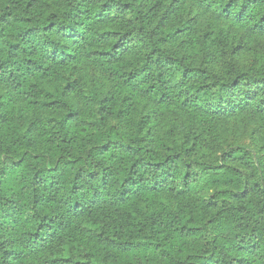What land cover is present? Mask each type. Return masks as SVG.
<instances>
[{
    "label": "trees",
    "instance_id": "1",
    "mask_svg": "<svg viewBox=\"0 0 264 264\" xmlns=\"http://www.w3.org/2000/svg\"><path fill=\"white\" fill-rule=\"evenodd\" d=\"M3 88L0 264H264V0H0Z\"/></svg>",
    "mask_w": 264,
    "mask_h": 264
},
{
    "label": "rangeland",
    "instance_id": "2",
    "mask_svg": "<svg viewBox=\"0 0 264 264\" xmlns=\"http://www.w3.org/2000/svg\"><path fill=\"white\" fill-rule=\"evenodd\" d=\"M185 6V5H184ZM187 9L188 7L185 6ZM193 15V14H190ZM204 25V24H203ZM204 27V26H203ZM259 40V39H258ZM217 50L219 51V47H217ZM227 52V53H226ZM230 51L225 50V52H218L219 54V60L221 61V58H228ZM246 58H249V61L245 62L248 66L253 65L251 64L253 61V58L249 55H245ZM98 69L92 66L88 61H85L84 59L78 60L76 64H70L65 65L59 68V75L58 77H55L51 80H45L40 81L41 86L45 88L43 91L44 94L39 95L38 104L40 105L41 102H49V101H56L58 96L60 95L61 90L65 87V84L68 80L75 79V78H86L92 80V76H94L97 73ZM92 78V79H91ZM58 87V88H57ZM54 93H45L47 90H55ZM5 89L3 88L0 93H4ZM69 97L72 99L73 103L76 104H82L81 99L79 97H76L75 95H72L70 93ZM45 102V103H47ZM11 103V104H10ZM10 103L5 104V108L10 109L11 113L17 112L19 114L20 109L26 110V115L29 116H35L36 119H41L44 116L51 115L50 108L48 106L42 107V108H34V105L29 104L28 102L21 103L13 102V100ZM251 118H254L253 116ZM39 119V120H40ZM249 120V121H248ZM244 118L239 119H227L224 121H221L223 125L227 126L229 131L227 134L228 140L235 142V143H243L246 145L252 146L255 151L261 153L264 146V127L261 126V123L259 125H253L252 123L249 124V122H252L251 119H247V122H243ZM254 122V121H253ZM245 123V124H244ZM255 123V122H254ZM243 126L248 127V129H242ZM235 127V130L240 128V132L237 134L235 130L233 129ZM253 128L256 130V135L258 138L253 134ZM263 145V146H262Z\"/></svg>",
    "mask_w": 264,
    "mask_h": 264
}]
</instances>
